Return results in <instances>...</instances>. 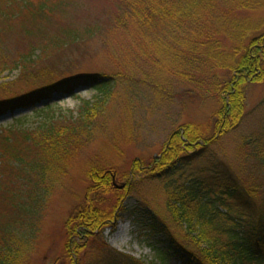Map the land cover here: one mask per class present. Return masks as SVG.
I'll return each instance as SVG.
<instances>
[{"label":"trees","instance_id":"trees-1","mask_svg":"<svg viewBox=\"0 0 264 264\" xmlns=\"http://www.w3.org/2000/svg\"><path fill=\"white\" fill-rule=\"evenodd\" d=\"M39 1L0 0V72L18 69L19 81L49 79L68 60L67 49L104 30L125 31L127 44L139 50L135 53L181 78L185 73L173 65L175 61L188 58L185 62L191 65L199 62V54L206 59L220 56L224 48L220 35L237 34L225 63L231 76L219 89L222 104L217 113L223 119L217 122L215 135L207 139L192 124L183 126L185 139L180 130L174 131L152 166L159 178L171 180L184 162L203 156L215 136L245 121L243 74L263 67L264 34L257 38L261 44L245 47L247 29L230 16L262 8L264 0H112L104 19L89 16L80 24L40 22L37 16H46V4ZM62 2L49 4L48 11L54 7L63 11L59 9ZM24 14L26 18L21 17ZM9 38L16 45L9 46ZM181 40L186 50L174 51L173 42ZM101 75L67 76L0 101L4 111L47 99L57 91L71 93L80 84H92L96 91L92 100H81L76 115L64 116L44 105L34 114L32 127L18 119L0 130V264H28L24 249L29 240L25 238L29 233L32 236L42 199L64 170L62 155L69 152L72 134L86 128L93 114L102 109L118 73L98 79ZM0 85L3 93H11L7 88L12 81ZM240 148L238 168L216 164V172L205 184L195 177L168 185L165 209L170 219L154 213L143 200L134 206L135 222L148 235L161 234L183 264H264V129H254ZM185 150L188 155H183ZM104 179L103 184L109 185L110 180ZM94 187L83 210L66 222L68 263L79 264L74 255L83 252L84 264H156L107 245L102 236L106 216L97 207L102 199L96 192L101 189ZM156 254L163 259L162 253Z\"/></svg>","mask_w":264,"mask_h":264},{"label":"rangeland","instance_id":"rangeland-1","mask_svg":"<svg viewBox=\"0 0 264 264\" xmlns=\"http://www.w3.org/2000/svg\"><path fill=\"white\" fill-rule=\"evenodd\" d=\"M37 1L40 2L35 0V3ZM44 1L46 16H37V20L54 23L69 21L70 24H80L89 16L104 19L105 10L113 5L112 0H59L63 1L59 6L63 11L58 12L54 7V11L50 12L48 5L57 4L58 0ZM236 16L230 18L237 21L236 25L239 23L247 29L245 47L261 44L262 40L257 38L264 34V7L240 10ZM21 17L27 16L24 14ZM234 33L231 36L220 35L224 46L220 56L210 55L206 59L199 54V62H192L194 64L191 65L185 62L188 58L179 63L175 61L173 65L185 73L184 78L160 70L149 57L135 53L139 50H132L127 44L126 32H114L112 29L72 45L65 52L68 60L49 79L30 83L17 80L18 69L0 72V84L12 81L7 88L11 93H3L5 91L0 87V101L71 75L101 73L112 76L118 73L113 76L102 109L93 114L86 128L82 127L72 134L69 152L62 155L64 170L57 179H53L52 188L42 199L32 236L29 233V237L25 238L29 240L24 249L28 264H69L64 248L68 236L65 225L74 214L83 210L89 190L94 186L101 189L96 192L102 199L97 207L106 216L102 236L109 247L144 262L153 260L156 264H183L161 234L148 235L135 222L133 209L139 200H143L154 213L170 219L165 209L168 185L195 177L202 178L205 184L211 173L216 172V164L219 168L228 165L238 168L240 146L254 129H264L263 64V67L243 74L245 80L241 87L248 115L242 125L215 136L211 144L205 146L203 156L184 162L187 164L171 177L174 182H169L170 178H159L156 168H152L154 161L169 145V137L174 131L180 130L181 137L185 139L183 126L192 124L200 128V133L207 139L215 135L217 122L223 119L217 113L222 104L219 89L231 76L225 63L229 61L231 46L237 40ZM12 42L9 38V46L15 44ZM183 43V40L173 42L174 51L184 49ZM103 75L98 79H102ZM95 94L92 84H80L71 93L57 91L49 98L30 105L4 111L0 107V130L18 119L25 120V126L32 127L34 114L44 105L58 109L64 116L76 115L81 100H92ZM186 152L188 150L183 155L189 154ZM150 175L153 176L149 178ZM104 177L110 180L107 186L103 184ZM130 186L133 187L131 190ZM141 208L138 206L139 210ZM77 240L80 244L84 243L83 239ZM156 252L162 253L163 259L158 258ZM82 253L74 255L79 264L85 262Z\"/></svg>","mask_w":264,"mask_h":264}]
</instances>
